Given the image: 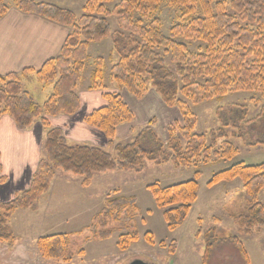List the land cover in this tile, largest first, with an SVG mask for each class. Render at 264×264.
<instances>
[{
    "label": "trees",
    "instance_id": "trees-1",
    "mask_svg": "<svg viewBox=\"0 0 264 264\" xmlns=\"http://www.w3.org/2000/svg\"><path fill=\"white\" fill-rule=\"evenodd\" d=\"M164 5L177 10V21L169 33L164 32L160 17ZM11 6L71 31L60 52L36 71L40 82L53 84L51 95L43 103L23 87L20 73L0 74V119L10 115L19 130L32 128L39 119L47 130L43 155L31 185L13 200L0 201V243L15 246L18 236L11 219L18 210L35 206L51 189L58 171L81 177L82 186L89 187L95 174L115 170L141 172L147 161L157 165L171 162L177 168H187L199 167L215 158L231 160L239 153L231 138L241 139L248 147L264 145V104L252 118L247 104L219 107L216 115L220 127L208 133L196 132L198 118L190 106L241 91L259 92L264 98V0H87L80 17L70 9L44 1L14 0L10 4L0 0V19ZM113 17L120 22L121 30H114ZM107 37H111L118 54V61L111 68V79L118 87L113 91L104 85L105 59L96 57L88 88L104 91L106 105L85 115L84 120L106 136L115 155L99 146L71 145L63 129L50 123L52 117L74 115L80 110L77 87L90 58L89 48ZM32 71L28 68L22 74ZM122 90L138 99L155 90L166 106L178 109L180 119L167 125V138L158 133L157 120L153 118L132 141L116 142L118 128L136 118ZM201 177L202 171L196 170L187 181L148 185L169 229H177L188 218L198 199ZM236 178L243 182L247 208L234 220L238 231L250 236L254 230L264 229V201L260 199L264 191V162H237L216 172L207 185L213 187ZM137 213L134 196L108 198L96 219L98 238L106 239L115 232L111 222L123 216L131 220ZM218 221L213 217L214 223ZM122 229L117 245L126 250L139 239V232L130 222ZM217 229L213 226L204 235L203 264L210 263L213 249L227 239L238 250L243 264H251L240 237L232 234L221 239ZM145 237L150 244L156 243L152 232L148 231ZM160 245L169 247L172 254L178 249L177 241L170 245L162 241ZM37 247L46 258L70 262L75 255L67 233L41 236ZM79 251L84 254L85 249Z\"/></svg>",
    "mask_w": 264,
    "mask_h": 264
},
{
    "label": "rangeland",
    "instance_id": "rangeland-1",
    "mask_svg": "<svg viewBox=\"0 0 264 264\" xmlns=\"http://www.w3.org/2000/svg\"><path fill=\"white\" fill-rule=\"evenodd\" d=\"M6 1L11 4L14 0ZM86 1L70 0L56 5L64 8L70 7L67 9L74 11L80 17L84 13ZM176 16V9L167 5L162 7L160 17L163 20L165 33H169V28L177 21ZM112 24L114 30H121L117 18H112ZM191 48H195V45H191ZM89 55L90 58L82 73V80L77 87V91L82 93L88 90L92 83L93 69L96 67L94 61L98 56L105 59L104 85L109 90L117 89L118 84L111 79V68L118 61V54L114 51L111 37L93 42L89 48ZM38 82L40 81L35 78L33 83L26 85L33 90L37 100L42 101L44 96L41 95L40 89L37 87ZM125 92L126 90H123L124 94H126ZM256 101L259 103L258 105ZM232 104L249 105V117L252 118L259 114L261 106L264 104V98L259 92L241 91L230 93L223 99H213L200 104L190 103L198 118L196 132L208 133L211 129L220 127L216 115L217 109L219 107L226 108ZM176 110L178 109L172 107L160 108L158 120L156 118V129L161 137L167 138L166 125L175 121V119H180V113L178 117L175 115ZM131 125L135 129V133L134 131L129 133L128 126L121 127L119 133H117L116 142L126 143L132 141L145 124L136 121L132 122ZM230 140L239 148V153L231 160L215 158L210 163L201 164L199 167L187 168H177L171 162L157 165L147 161L144 170L141 172L115 170L95 174L92 185L89 187L82 186L81 177L58 171L51 189L36 203L43 207V211L46 207H48V210L46 209V212L41 211L40 217L34 220L31 209H21L11 219L13 231L21 240L18 246L21 248V254H29V263L26 264H47L46 261L52 262L49 264L66 262L44 257L37 247L39 237L58 232L70 233L72 250L75 253L72 260L66 262L70 264L73 261H75L73 264H91L89 263L90 259L92 260L90 257L96 258L100 261V264H130L138 258L156 264H203L204 235L213 226H217V232L221 239H226L232 234L239 236L249 254L251 264H264V229L254 230L250 236H246L238 231L234 220L235 216L244 214L247 208L242 180L236 178L230 182H220L213 187L207 185L216 172L229 168L237 162L243 161L246 164L264 162V145L248 147L243 144L241 139L231 138ZM68 143L71 145L83 144L75 142L73 139H69ZM84 143L92 145V142ZM99 147L115 155L112 146L101 144ZM196 170L202 171L198 199L186 221L177 229L171 230L164 219L163 210L157 206L148 185L158 182L162 186H168L187 181L193 177ZM66 174H69L71 178H66ZM116 196H134L138 213L131 220L123 216L121 220L111 222L114 223L115 232L106 239H99L97 235L99 229L95 227L97 216L105 207L106 200ZM260 199L264 201V191L261 192ZM213 217L218 218L219 221L214 223ZM126 222L134 225L139 232V239L128 249L121 250L117 245V241ZM148 231L153 233L155 244H150L146 240L145 234ZM34 239H36V247L33 244ZM162 241L166 242L167 245L177 241L178 249L176 253L172 254L169 252V247L161 246L160 242ZM11 248L13 247L0 243V264H10V257L14 252V249ZM81 248L88 250V260L83 257V254H80L79 250ZM101 254H105V256ZM19 264L25 263L19 262ZM209 264H243V262L238 250L227 239L213 249Z\"/></svg>",
    "mask_w": 264,
    "mask_h": 264
},
{
    "label": "crops",
    "instance_id": "crops-1",
    "mask_svg": "<svg viewBox=\"0 0 264 264\" xmlns=\"http://www.w3.org/2000/svg\"><path fill=\"white\" fill-rule=\"evenodd\" d=\"M37 1L60 4L61 2H68L70 0ZM70 31L71 29L67 26H63L37 14L24 13L15 6H11L8 13L0 19V74L20 73L23 87L34 94L33 90L27 87L26 84L33 83L35 78L38 79L36 71L48 59L60 52ZM28 68H31L33 71L23 75L22 72ZM38 83L37 87L40 89L41 95L44 96L42 101L39 102L43 103L51 95L53 84ZM78 93L81 99L80 110L74 115L52 117L50 119L51 125L61 127L68 140L73 139L75 142L83 144H85L84 142H92L94 146L101 144L108 145L106 136L84 120L85 115L106 105V100L103 97L104 91L88 88V90ZM121 93L135 113L136 118L134 122L146 124L153 118H157L158 120L160 108L166 109L168 107L155 90H150L142 99L136 98L127 91L125 92L126 94L123 93V90ZM34 96L36 98L35 94ZM176 111L175 115L178 117L179 111ZM131 124L126 123L120 126L117 133H119L121 127L125 126H128L127 130L131 133ZM133 130L135 129L133 128ZM46 132L47 130L40 120H37L32 128L28 130H19L10 115H4L0 119V164L2 167V171L0 172V201L8 202L13 200L17 194L31 185L32 177L43 155L42 148ZM65 177L71 178L69 174H66ZM29 209L34 214L32 215L34 216V220L39 218V214L43 211V207L37 204L32 208L22 210ZM46 209L48 210V207L44 208L43 212H46ZM67 234L70 235L68 232ZM19 243H21V240L18 238V242L11 248L14 249V252L12 256L10 254V264H19V262L29 263V254H21V248L18 247ZM33 244L36 247V239H34ZM122 253L124 252L122 251ZM102 256H105V254ZM83 257L88 260V250L86 248ZM90 258L92 260L90 259L89 263L100 264V261L96 260V258ZM46 262L47 264L52 263ZM74 262H71V264ZM57 264L70 263L57 262Z\"/></svg>",
    "mask_w": 264,
    "mask_h": 264
},
{
    "label": "water",
    "instance_id": "water-1",
    "mask_svg": "<svg viewBox=\"0 0 264 264\" xmlns=\"http://www.w3.org/2000/svg\"><path fill=\"white\" fill-rule=\"evenodd\" d=\"M130 264H156V263H149V262H146L142 259H135Z\"/></svg>",
    "mask_w": 264,
    "mask_h": 264
}]
</instances>
